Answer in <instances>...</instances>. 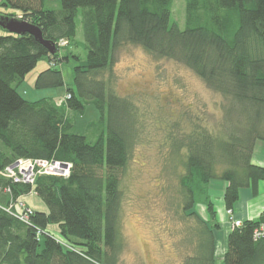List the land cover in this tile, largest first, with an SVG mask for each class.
I'll list each match as a JSON object with an SVG mask.
<instances>
[{
    "label": "trees",
    "instance_id": "16d2710c",
    "mask_svg": "<svg viewBox=\"0 0 264 264\" xmlns=\"http://www.w3.org/2000/svg\"><path fill=\"white\" fill-rule=\"evenodd\" d=\"M172 5L0 0V8L10 11L0 15L36 26L56 48L51 55L29 34L0 35V264H120V182L135 129L132 103L111 84L115 54L125 45L184 64L227 103L223 130L213 134L198 124L171 143L173 152L186 149L179 196L183 216L194 221L179 264H215V212L206 202L212 224L202 221L194 211L196 194L210 181L225 182L223 201L231 210L240 190L255 194L264 182V168L252 163L255 144L264 143V0H185L183 29L171 22ZM78 17L85 56H73L74 87L66 89L64 107L51 98L23 100L16 91L44 57L50 66L37 74L34 89L63 86L54 64L70 57L59 59L60 50L76 46ZM86 104L95 106L99 120L78 134L64 111L83 113ZM232 118L237 121L230 124ZM20 159L58 161L70 172L66 178L39 176L34 186L12 184L1 174ZM30 193L46 211L31 209L22 223L3 210ZM262 222L263 216L232 226L223 264H264V239L253 238Z\"/></svg>",
    "mask_w": 264,
    "mask_h": 264
},
{
    "label": "rangeland",
    "instance_id": "374dc122",
    "mask_svg": "<svg viewBox=\"0 0 264 264\" xmlns=\"http://www.w3.org/2000/svg\"><path fill=\"white\" fill-rule=\"evenodd\" d=\"M184 8L185 0H173L171 22L180 29L184 28ZM0 11L10 12L2 7ZM76 23V46L60 50L59 59L64 55L70 57L54 64L62 73L63 86L34 89L37 74L50 66L44 57L16 91L23 100L51 98L58 108L64 107L66 89L74 87L73 67L77 62L73 56L76 59L85 56L79 17ZM2 34L4 30L0 28ZM103 78H107V73ZM111 86L117 95L132 103L135 129L120 182L123 195L119 222L120 264H179L184 251L190 248L188 240L194 221L183 216L180 205L179 176L185 171L186 149L173 152L172 139L181 141L198 124L213 134L223 130L227 103L184 64L155 58L135 45L117 50ZM64 112L78 134H82L88 124L99 120V112L92 104H86L83 113ZM229 121L232 124L237 119ZM224 167L219 166V170ZM196 201L194 211L206 215V203L198 199V194ZM20 202L32 209L33 198Z\"/></svg>",
    "mask_w": 264,
    "mask_h": 264
},
{
    "label": "crops",
    "instance_id": "0c3cea01",
    "mask_svg": "<svg viewBox=\"0 0 264 264\" xmlns=\"http://www.w3.org/2000/svg\"><path fill=\"white\" fill-rule=\"evenodd\" d=\"M252 163L264 168V143L257 142L255 144L252 154ZM225 187V182L216 180L210 181L206 185V190L198 195V199L199 197L202 198L204 203H211L213 211L215 212L213 223H216L217 227L212 228L215 243V264H223V256L228 246V235L232 230V224L226 214L227 209L223 201ZM27 198H33V205L31 204L32 209L42 212L46 211L42 202L32 193L20 197L18 201H24ZM196 202L195 198V204ZM231 210L233 218L242 222L255 221L261 216L264 217V182L258 183L255 194H253L252 190L249 188L240 190L238 200L234 203ZM196 214L198 215V213ZM198 216L207 224L208 222L212 224L208 211L206 215L199 214ZM48 229L54 230L56 233L58 231L57 226H49Z\"/></svg>",
    "mask_w": 264,
    "mask_h": 264
},
{
    "label": "built area",
    "instance_id": "2783aa9c",
    "mask_svg": "<svg viewBox=\"0 0 264 264\" xmlns=\"http://www.w3.org/2000/svg\"><path fill=\"white\" fill-rule=\"evenodd\" d=\"M60 46L66 45L65 42H60ZM70 172V165L60 163L58 161H46V160H18L12 165L6 167L2 172V177L7 178L12 184H28L33 186L35 180L39 176H58L62 178L68 177ZM9 191V190H7ZM15 205V206H14ZM16 207L20 210H12ZM5 212L13 215L17 220L22 223L28 222L29 214L32 213L29 207L23 205L20 201L16 204H12L9 207L3 209ZM228 219L232 226H241L242 221L236 220L232 216L231 210H226ZM253 238L255 240L264 239V222L258 225L254 230Z\"/></svg>",
    "mask_w": 264,
    "mask_h": 264
},
{
    "label": "water",
    "instance_id": "95a60500",
    "mask_svg": "<svg viewBox=\"0 0 264 264\" xmlns=\"http://www.w3.org/2000/svg\"><path fill=\"white\" fill-rule=\"evenodd\" d=\"M0 28L10 34L15 35H31L39 44L43 45L51 55L56 53V48L53 44L46 42L42 38L40 30L27 22L16 20L0 15Z\"/></svg>",
    "mask_w": 264,
    "mask_h": 264
}]
</instances>
